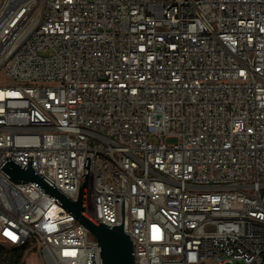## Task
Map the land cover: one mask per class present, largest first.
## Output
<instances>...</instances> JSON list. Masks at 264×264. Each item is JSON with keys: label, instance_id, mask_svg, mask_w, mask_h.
<instances>
[{"label": "built area", "instance_id": "obj_1", "mask_svg": "<svg viewBox=\"0 0 264 264\" xmlns=\"http://www.w3.org/2000/svg\"><path fill=\"white\" fill-rule=\"evenodd\" d=\"M7 157L73 201L90 158L87 213L123 224L134 264H264V0H0ZM0 244L101 264L1 171Z\"/></svg>", "mask_w": 264, "mask_h": 264}, {"label": "water", "instance_id": "obj_2", "mask_svg": "<svg viewBox=\"0 0 264 264\" xmlns=\"http://www.w3.org/2000/svg\"><path fill=\"white\" fill-rule=\"evenodd\" d=\"M90 158L85 164V174L81 179L76 201L71 200L63 192L54 186V183L46 176H42L33 170V157H28V168L13 157H7L0 166V171L16 184H35L46 195L59 204L67 213L86 228L96 240L100 248L101 264H134L133 244L130 237L125 234L123 224L109 227L96 222L87 213V180L89 177ZM124 218V204L122 203ZM229 264V263H227Z\"/></svg>", "mask_w": 264, "mask_h": 264}, {"label": "trees", "instance_id": "obj_3", "mask_svg": "<svg viewBox=\"0 0 264 264\" xmlns=\"http://www.w3.org/2000/svg\"><path fill=\"white\" fill-rule=\"evenodd\" d=\"M24 251L11 248L6 251L0 248V264H24Z\"/></svg>", "mask_w": 264, "mask_h": 264}, {"label": "rangeland", "instance_id": "obj_4", "mask_svg": "<svg viewBox=\"0 0 264 264\" xmlns=\"http://www.w3.org/2000/svg\"><path fill=\"white\" fill-rule=\"evenodd\" d=\"M0 248L6 251H11V248L0 244ZM24 264H43L42 260L35 252L24 251ZM237 264V263H235Z\"/></svg>", "mask_w": 264, "mask_h": 264}, {"label": "snow or ice", "instance_id": "obj_5", "mask_svg": "<svg viewBox=\"0 0 264 264\" xmlns=\"http://www.w3.org/2000/svg\"><path fill=\"white\" fill-rule=\"evenodd\" d=\"M6 235H8V234L6 233ZM12 239L15 240L16 239L15 236H12Z\"/></svg>", "mask_w": 264, "mask_h": 264}]
</instances>
